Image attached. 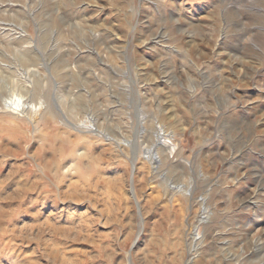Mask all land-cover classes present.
<instances>
[{
    "label": "rangeland",
    "instance_id": "obj_1",
    "mask_svg": "<svg viewBox=\"0 0 264 264\" xmlns=\"http://www.w3.org/2000/svg\"><path fill=\"white\" fill-rule=\"evenodd\" d=\"M15 94L0 264H264V0H0Z\"/></svg>",
    "mask_w": 264,
    "mask_h": 264
},
{
    "label": "bare ground",
    "instance_id": "obj_2",
    "mask_svg": "<svg viewBox=\"0 0 264 264\" xmlns=\"http://www.w3.org/2000/svg\"><path fill=\"white\" fill-rule=\"evenodd\" d=\"M15 93V92H14ZM7 100L3 101L2 105L0 106V109L2 110V113H8L11 116H13V126H8V125H3L0 122V135L3 133H9L14 134L17 132H14V129L16 128V120L18 118L23 117L24 115H27L30 117V119L28 121H31V116L29 115V113H27V110H31L30 112L35 113L38 110V106L37 105H33L30 104L29 106L27 104L24 103V101L22 100V96L20 94H15L12 98H10V100L8 102H6ZM34 116V115H33ZM12 120V119H11ZM84 122V121H82ZM80 128H87L89 132H94L97 130L96 125L94 120L90 119V126H88L87 124L82 125L81 127L78 128V126H75L74 129L76 130H80ZM21 133L18 130V134ZM157 144L159 146H166V147H170V152L173 153L174 149H175V144L172 142V140L163 133L162 130L159 131V133L157 132ZM128 143V141H127ZM170 155V154H169ZM145 159L151 161V163L154 162H158L159 159V154L157 152H152L151 150L147 151L145 156H143ZM202 218V217H201Z\"/></svg>",
    "mask_w": 264,
    "mask_h": 264
}]
</instances>
